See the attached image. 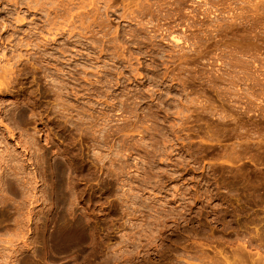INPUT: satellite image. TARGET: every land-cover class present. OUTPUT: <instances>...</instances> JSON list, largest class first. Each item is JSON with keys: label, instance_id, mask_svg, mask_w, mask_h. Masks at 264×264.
<instances>
[{"label": "rangeland", "instance_id": "1", "mask_svg": "<svg viewBox=\"0 0 264 264\" xmlns=\"http://www.w3.org/2000/svg\"><path fill=\"white\" fill-rule=\"evenodd\" d=\"M0 264H264V0H0Z\"/></svg>", "mask_w": 264, "mask_h": 264}, {"label": "bare ground", "instance_id": "2", "mask_svg": "<svg viewBox=\"0 0 264 264\" xmlns=\"http://www.w3.org/2000/svg\"><path fill=\"white\" fill-rule=\"evenodd\" d=\"M2 169H3V168H2ZM5 175H6V174H5ZM4 178H5V177H4ZM4 178H3V179H4ZM1 179H2V178H1ZM6 182H7V181H6ZM4 183H5V182H4ZM7 183H8V182H7ZM9 184H10V183H9ZM5 186H6V185H5ZM10 186H12V185H10ZM6 189H7V188H6ZM2 192H3V191H2ZM5 192H6V190H5ZM8 193H9V192H8ZM1 197H2V195H1ZM6 197H7V196H6ZM3 199H4V198H3ZM5 199H6V198H5ZM6 202H7V201H6ZM4 205H5V204H4ZM7 207H8V206H7ZM4 208H5V206H4ZM7 209H8V208H7ZM7 209H6V210H7ZM4 210H5V209H4ZM6 213H7V212H6ZM4 216H5V215H4ZM1 218H2V217H1ZM259 262H260V261H259Z\"/></svg>", "mask_w": 264, "mask_h": 264}]
</instances>
